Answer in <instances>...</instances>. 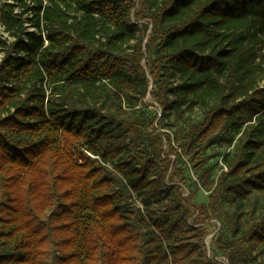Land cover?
I'll list each match as a JSON object with an SVG mask.
<instances>
[{
	"label": "trees",
	"instance_id": "trees-1",
	"mask_svg": "<svg viewBox=\"0 0 264 264\" xmlns=\"http://www.w3.org/2000/svg\"><path fill=\"white\" fill-rule=\"evenodd\" d=\"M0 28V264H264V0H0ZM148 97L201 112L177 148Z\"/></svg>",
	"mask_w": 264,
	"mask_h": 264
},
{
	"label": "rangeland",
	"instance_id": "rangeland-1",
	"mask_svg": "<svg viewBox=\"0 0 264 264\" xmlns=\"http://www.w3.org/2000/svg\"><path fill=\"white\" fill-rule=\"evenodd\" d=\"M140 37V35H138ZM145 104L149 105V115L151 118L155 120V128H165L164 130L171 133V137L174 141L173 145L175 148H177L180 144V137L179 133L181 132V129H188L191 125L195 124L196 122L200 121L202 119L201 112L191 106L188 105L184 107V117L181 122H175L173 117L167 116L165 118H160V110L156 104L153 103V101L148 97L145 100ZM151 105L153 107H151ZM160 119V120H159ZM163 130V129H162ZM220 138V137H219ZM236 137L234 138V141L229 144L224 141L218 142L216 141L215 144L210 146L205 150V154L208 157V162L206 164V168H210L212 170L211 178L209 180L210 182H216L220 175L225 172V161L229 160L233 155L237 154V157H240L241 155L237 153L235 142ZM171 160H176V156H170ZM195 162L192 161L191 155H188L184 152H179L178 157V167L183 172V182L178 181L179 186L182 188L183 194L185 193L186 198H188L189 202L197 207V209H201L203 207H206L208 205V196L209 191L203 186V181H200L198 179V174H196L195 171ZM252 202L254 206L256 207V214L258 217L264 216V195L255 192L252 195ZM224 209L237 212L239 214H242L245 216L249 211V206L246 205L245 201L240 198H234L232 200H226L224 202ZM213 226H206L207 228V236L204 240L205 244H208L209 247L212 242V235L215 234L217 230V222L213 221L211 223ZM224 235L226 237H229L228 233L224 231ZM229 235V236H228ZM207 246V245H206ZM262 251L258 249L256 251V261L261 260L262 257H264V254L261 253Z\"/></svg>",
	"mask_w": 264,
	"mask_h": 264
},
{
	"label": "built area",
	"instance_id": "built-area-1",
	"mask_svg": "<svg viewBox=\"0 0 264 264\" xmlns=\"http://www.w3.org/2000/svg\"><path fill=\"white\" fill-rule=\"evenodd\" d=\"M0 36H2L4 39L7 38V34H5V33L2 31L1 28H0ZM9 41H10V39H9ZM3 57H4V54H3V53H0V63H1L2 59H3ZM185 195H186V194L184 193L183 196L186 197ZM217 226L219 227V225H217ZM213 236H214V235H212L211 237L213 238ZM205 245H207L206 247L209 248V245H208V244H205Z\"/></svg>",
	"mask_w": 264,
	"mask_h": 264
}]
</instances>
